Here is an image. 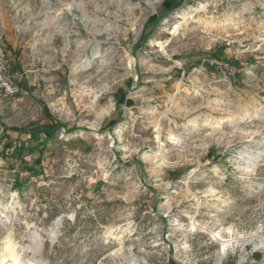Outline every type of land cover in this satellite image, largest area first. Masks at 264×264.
I'll list each match as a JSON object with an SVG mask.
<instances>
[{"label": "rangeland", "instance_id": "1", "mask_svg": "<svg viewBox=\"0 0 264 264\" xmlns=\"http://www.w3.org/2000/svg\"><path fill=\"white\" fill-rule=\"evenodd\" d=\"M166 1L0 0V264H264V0Z\"/></svg>", "mask_w": 264, "mask_h": 264}, {"label": "trees", "instance_id": "2", "mask_svg": "<svg viewBox=\"0 0 264 264\" xmlns=\"http://www.w3.org/2000/svg\"><path fill=\"white\" fill-rule=\"evenodd\" d=\"M164 9L166 12H171L173 10H175L176 8H178L180 6V3H179V0H173V1H166L164 3ZM157 17L154 16V17H151L149 22H153ZM159 20V18H157ZM156 19V20H157ZM57 125H46V126H43V127H40L34 131H31L30 134H31V138L33 141H38V140H41L42 137H44L43 141L40 143L42 146L43 145H46L48 141H50L55 133H56V129H57ZM21 150H24V149H30L29 145H27V147L25 145H21L20 146ZM34 173L38 174L37 172L34 171ZM16 190L20 191L21 188L23 187L22 184L20 183H17L16 185ZM257 260H259L260 258L258 257L257 255Z\"/></svg>", "mask_w": 264, "mask_h": 264}, {"label": "built area", "instance_id": "3", "mask_svg": "<svg viewBox=\"0 0 264 264\" xmlns=\"http://www.w3.org/2000/svg\"><path fill=\"white\" fill-rule=\"evenodd\" d=\"M6 75L5 65H4V55L0 54V77L2 80L1 87L5 91L7 96H14L18 93V87L13 84V81L5 78ZM4 77V78H3ZM13 79H17V77H13Z\"/></svg>", "mask_w": 264, "mask_h": 264}, {"label": "bare ground", "instance_id": "4", "mask_svg": "<svg viewBox=\"0 0 264 264\" xmlns=\"http://www.w3.org/2000/svg\"><path fill=\"white\" fill-rule=\"evenodd\" d=\"M227 244L224 245L226 247ZM15 245L11 238H8L4 243V256L2 258V262L8 260L10 264H21L19 261V257L15 251Z\"/></svg>", "mask_w": 264, "mask_h": 264}]
</instances>
